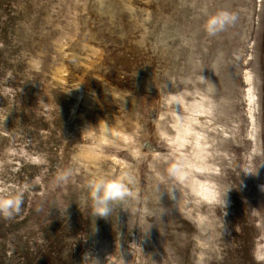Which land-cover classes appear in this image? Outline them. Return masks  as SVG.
I'll return each instance as SVG.
<instances>
[{
    "label": "rangeland",
    "instance_id": "374dc122",
    "mask_svg": "<svg viewBox=\"0 0 264 264\" xmlns=\"http://www.w3.org/2000/svg\"><path fill=\"white\" fill-rule=\"evenodd\" d=\"M0 208V264H264V0H0Z\"/></svg>",
    "mask_w": 264,
    "mask_h": 264
},
{
    "label": "clouds",
    "instance_id": "9594fccd",
    "mask_svg": "<svg viewBox=\"0 0 264 264\" xmlns=\"http://www.w3.org/2000/svg\"><path fill=\"white\" fill-rule=\"evenodd\" d=\"M231 19H234V17ZM229 20L230 18L227 15L211 18L208 21L209 32L214 33L223 28ZM89 195L93 202L94 217L100 216L107 218L113 211V203L117 200H121L126 195V192L123 190L122 186H118L115 183L105 184L104 182H100L94 185ZM0 211H7V209L0 208Z\"/></svg>",
    "mask_w": 264,
    "mask_h": 264
},
{
    "label": "bare ground",
    "instance_id": "6f19581e",
    "mask_svg": "<svg viewBox=\"0 0 264 264\" xmlns=\"http://www.w3.org/2000/svg\"><path fill=\"white\" fill-rule=\"evenodd\" d=\"M247 82L250 85L249 94H248L249 101H250L251 104H254L255 103L254 102L255 101V94L253 93V90L251 88L252 87V77L249 74H247Z\"/></svg>",
    "mask_w": 264,
    "mask_h": 264
}]
</instances>
